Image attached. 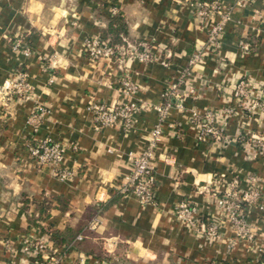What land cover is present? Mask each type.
Returning <instances> with one entry per match:
<instances>
[{"label": "crops", "instance_id": "0c3cea01", "mask_svg": "<svg viewBox=\"0 0 264 264\" xmlns=\"http://www.w3.org/2000/svg\"><path fill=\"white\" fill-rule=\"evenodd\" d=\"M194 1L0 0V82L26 71L46 108L33 132L27 118L35 101L14 97L0 107V264L43 259L24 252L25 237L44 239V253L58 251L61 264H264V158L240 140L264 135V115L222 112L234 104L229 91L238 76L264 80V0L237 6L219 50L207 43ZM112 22L122 41L148 48L170 65L90 59L84 41L102 37ZM18 37L32 55L13 48ZM241 41L252 42L253 49L243 51ZM197 47L204 50L202 59L191 64ZM125 74L138 86L132 96L122 91ZM180 76L182 88L194 87L198 97L185 98L183 108L173 106L166 116L152 161L155 202L143 203L120 187L159 122L156 107L167 85ZM91 100L137 102L134 125L96 126L87 109ZM209 109L218 112L222 140L198 139L193 110ZM46 137L66 148L60 166L73 172L70 178L60 179L51 164L30 157L34 138ZM252 174L260 178L262 196L246 211L248 240L236 235L218 196L234 179L246 188ZM183 199L197 205L204 223L218 225V235L209 237L176 217ZM97 206L100 223L90 229Z\"/></svg>", "mask_w": 264, "mask_h": 264}, {"label": "built area", "instance_id": "2783aa9c", "mask_svg": "<svg viewBox=\"0 0 264 264\" xmlns=\"http://www.w3.org/2000/svg\"><path fill=\"white\" fill-rule=\"evenodd\" d=\"M255 0H235L232 3H223L220 0H196L192 4L194 12L202 20L207 29V43L216 50L222 46L225 27L233 19L237 6H250ZM113 12H117V7L113 6ZM240 47L245 52H250L254 45L249 41H241ZM13 48L20 50L24 55L30 56L34 53L26 41L18 37L13 41ZM83 52L92 60L110 59V58H137L142 62L159 61L164 66L170 65L168 58H163L148 48L136 46L126 39L118 45H112L101 36L89 37L84 41ZM203 48L197 47L193 52L190 63L199 62L203 56ZM53 78L50 79L52 81ZM122 91L128 96L136 94L137 84L125 74L122 78ZM184 82V76L175 82H170L163 93L161 103L156 107L159 117L158 124L151 132L150 140L146 148L136 155L133 159L132 171L127 180L121 184L120 191L123 194L132 193L136 195L143 203H154V188L156 183L155 169L152 161L155 149L160 135L163 132V123L171 108L176 106L183 108L184 100L187 97L197 98L198 93L194 87L187 90L183 89L181 84ZM226 86H219V91H225ZM230 95L234 104H229L223 108V113L227 116L240 109L246 115L261 113L264 115V80L258 82L247 76H238L231 88ZM20 98L24 100H33L35 105L27 118V123L31 126L33 132H36L42 123L46 113L45 106L39 101L35 86L29 80L28 73L24 70L15 72L12 76L5 78L0 82V107L6 108L11 98ZM172 101L175 102L172 104ZM140 106L137 102L128 100L115 105H108L96 100L88 103L87 109L92 114L93 122L96 126H119L125 130L134 125L135 116ZM218 112L209 109L204 113L193 110L192 122L199 129L198 139L203 141L222 140L223 134L217 126ZM240 140L247 145V150L264 158V135L253 134L247 138L243 136ZM29 155L39 165L51 164L54 167L55 175L60 179H67L73 175V172L60 165L64 160L66 148L64 145L51 137L34 138V141L28 146ZM217 182V180H215ZM247 187L238 188L239 181L234 179L230 186L219 193L218 205L225 212L227 220L235 229L236 235L241 239H252L248 222L246 220V211L249 207L256 205L261 196V181L257 175L248 176ZM176 217L191 226L197 227L209 237L218 235V225L209 219L208 223L202 221L197 205L190 199H183L175 207ZM100 223V214L94 215L89 228L93 229ZM84 235L79 234L78 240L83 239ZM23 250L26 253L35 255L41 254L43 259L37 260L36 264H61V257L58 251H47L46 241L25 237ZM44 253V254H43ZM85 264V263H80Z\"/></svg>", "mask_w": 264, "mask_h": 264}, {"label": "trees", "instance_id": "16d2710c", "mask_svg": "<svg viewBox=\"0 0 264 264\" xmlns=\"http://www.w3.org/2000/svg\"><path fill=\"white\" fill-rule=\"evenodd\" d=\"M118 32H119V30H118L117 26L115 25L114 22H112L110 24V26H109V29L104 32V34H103L102 37L105 38V39H107L110 44H112V45H118V44H120L122 42V39L120 38ZM101 208H102L101 206H97L96 207V210L94 212V215L100 214L101 211H102Z\"/></svg>", "mask_w": 264, "mask_h": 264}]
</instances>
